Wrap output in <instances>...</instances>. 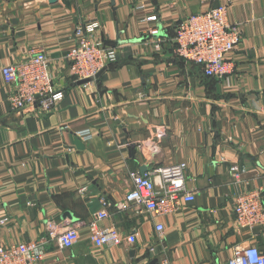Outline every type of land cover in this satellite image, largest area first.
<instances>
[{
	"label": "crops",
	"instance_id": "crops-1",
	"mask_svg": "<svg viewBox=\"0 0 264 264\" xmlns=\"http://www.w3.org/2000/svg\"><path fill=\"white\" fill-rule=\"evenodd\" d=\"M220 5L240 42L227 56L233 75L215 80L176 57L173 38L178 23ZM80 20L97 21L95 37L117 51L86 87L73 83L65 58ZM31 50L45 53L65 96L46 114L10 112L0 73V246L32 242L52 222L75 227L80 240L66 251L52 242L46 264H225L235 248L264 252V230H239L233 214L246 189L261 188L264 201V0H0V70ZM177 163L194 202L154 221L114 207L98 225L136 242L94 247L99 199L122 202L130 171ZM231 166L244 170L241 184Z\"/></svg>",
	"mask_w": 264,
	"mask_h": 264
},
{
	"label": "built area",
	"instance_id": "built-area-1",
	"mask_svg": "<svg viewBox=\"0 0 264 264\" xmlns=\"http://www.w3.org/2000/svg\"><path fill=\"white\" fill-rule=\"evenodd\" d=\"M227 9L220 5L203 14L188 16L178 23L173 42L174 54L187 65L199 68L206 78L215 80L227 79L233 75V66L228 60L238 43L240 31L228 25ZM147 22H156V17H150ZM74 47L66 54L69 71L73 83L89 81L83 87L92 84L101 71L114 65L117 51L98 41L95 32L99 29L97 21H78L74 26ZM149 36L156 37L159 30L150 29ZM160 43L155 44V49ZM4 84L9 87L7 104L10 112L22 113L28 109H37L43 113L52 111L63 100L65 94L54 88L50 62L43 52L31 50L25 61L14 63L0 70ZM84 139L90 138V132L80 134ZM186 164L177 163L170 166H160L144 173L129 172L131 188L120 203L110 204L105 199H99L100 210L89 224V239L94 247L114 248L126 243L136 242L134 234L122 237L114 226L100 227L98 224L110 217L114 207L119 211L129 209L143 210L154 221L177 213L182 205L194 202L195 194L185 188ZM235 185L241 184L242 168H228ZM158 180V182H155ZM246 184V183H245ZM263 190L246 189L236 195L233 214L239 230L249 232L264 230ZM6 220L0 221V225ZM154 230L158 237L164 231L163 224L155 223ZM79 233L75 227L60 230L56 224L49 222L46 235L28 243L0 246V264H46L48 247L54 242L61 251L72 248L79 242ZM156 264H171L167 258ZM225 264H264V252L256 246L235 248L234 254Z\"/></svg>",
	"mask_w": 264,
	"mask_h": 264
},
{
	"label": "water",
	"instance_id": "water-1",
	"mask_svg": "<svg viewBox=\"0 0 264 264\" xmlns=\"http://www.w3.org/2000/svg\"><path fill=\"white\" fill-rule=\"evenodd\" d=\"M50 1H51V2H55L56 0H50ZM102 73H104V70L101 71V72L97 75V77H99ZM87 83H89V81H80V82H77L76 85H84V84H87Z\"/></svg>",
	"mask_w": 264,
	"mask_h": 264
},
{
	"label": "trees",
	"instance_id": "trees-1",
	"mask_svg": "<svg viewBox=\"0 0 264 264\" xmlns=\"http://www.w3.org/2000/svg\"><path fill=\"white\" fill-rule=\"evenodd\" d=\"M208 79H210V78H208Z\"/></svg>",
	"mask_w": 264,
	"mask_h": 264
}]
</instances>
